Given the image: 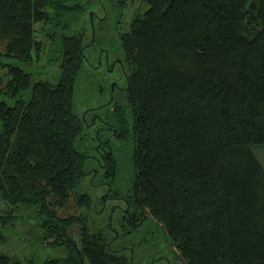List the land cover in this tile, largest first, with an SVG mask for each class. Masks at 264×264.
Here are the masks:
<instances>
[{
    "label": "trees",
    "instance_id": "obj_1",
    "mask_svg": "<svg viewBox=\"0 0 264 264\" xmlns=\"http://www.w3.org/2000/svg\"><path fill=\"white\" fill-rule=\"evenodd\" d=\"M143 3L119 34L128 85L103 121L130 145L124 218L139 228L151 216L181 264H264V167L254 152L264 146V0ZM89 6L0 0V226L33 208L43 243L65 253L41 264H133L90 231L85 213V161L102 128L97 116L85 124L75 94L96 40L68 30ZM49 42L60 57L56 84L29 69ZM103 157L113 177L117 161ZM71 202L80 214L62 217ZM5 238L0 230V246ZM0 264L23 263L0 251Z\"/></svg>",
    "mask_w": 264,
    "mask_h": 264
},
{
    "label": "rangeland",
    "instance_id": "obj_2",
    "mask_svg": "<svg viewBox=\"0 0 264 264\" xmlns=\"http://www.w3.org/2000/svg\"><path fill=\"white\" fill-rule=\"evenodd\" d=\"M89 1L90 6L80 19L78 24L68 30V34L84 33L85 40L89 42L91 33L96 45L84 50L86 60L82 73L76 84L75 104L79 115L84 116L88 122L97 120L96 127L102 128L101 141L94 143V149L89 150V158L85 161V171L89 174L82 185V191L89 194L93 201L92 209L85 211L88 215V226L92 233L101 232L115 250H121L122 254L133 260V264H181L180 254L172 246L171 239L160 224L151 216L137 227H133L125 220L123 210L126 207L125 190L131 182L129 165L122 159L130 145L122 143L116 136H111L110 129L104 127V120H111L107 112L112 99H120L124 96L123 89L128 85L129 68L122 63L117 65L115 71H107L105 66L97 68L100 60L105 61V51L109 52L111 62L116 58L123 60L124 54L118 40L119 34L128 26L129 22L138 12H145L148 8L143 0H83ZM94 15V24L89 22ZM108 15V16H107ZM107 18V20H106ZM120 22H123L120 26ZM87 34V36H86ZM45 52L40 58H34L29 69L34 73L35 80L49 81L56 84L60 79V57L58 47L49 42ZM86 46V43H85ZM103 49H105L103 51ZM103 59H101V53ZM8 64L14 63L11 59L4 60ZM23 66V65H22ZM107 104V105H106ZM103 105L106 108L95 110ZM96 114V115H94ZM96 127H92L93 131ZM104 142L103 147H99ZM113 153V160L117 161L116 174L111 177L102 169L103 154ZM254 152L264 167V146L254 148ZM110 160V159H109ZM112 160V159H111ZM112 162V161H111ZM100 170L96 176L94 170ZM120 207V208H119ZM71 202L68 208L60 212L62 217L80 214L81 211ZM0 214H3L0 206ZM39 219L33 208H24L17 212V220L6 228L0 226L6 236L0 246V251L17 259L23 264H28L34 259L37 264L43 263L49 258H59L65 255L63 249L47 246L42 241L39 231ZM136 229V230H135ZM78 227H75V232ZM78 237V233H75ZM126 247V249L124 248Z\"/></svg>",
    "mask_w": 264,
    "mask_h": 264
},
{
    "label": "flooded vegetation",
    "instance_id": "obj_3",
    "mask_svg": "<svg viewBox=\"0 0 264 264\" xmlns=\"http://www.w3.org/2000/svg\"><path fill=\"white\" fill-rule=\"evenodd\" d=\"M120 1H122V0H120ZM124 1V0H123ZM122 1V2H123ZM108 16V15H107ZM123 24V22H120V26ZM93 41H94V39H93ZM105 49H103V51H104ZM103 53L104 52H102L101 53V59H103ZM84 57H85V60H86V54H84ZM110 54H109V52H107V51H105V61L103 62L102 60H100V62L98 63V66H97V68H103L104 66H105V68L107 69V71H115L116 70V67H117V65H119V66H122V63H123V60L121 59V58H116V59H114L112 62H111V59H110ZM84 120H85V124H86V113L84 114ZM105 126L106 127H104V128H108V129H111L107 124H105ZM108 147H105V149H106V151H107V153L109 152L108 151V149H107ZM109 154V153H108ZM104 158V157H103ZM103 165V164H102ZM128 212V211H127Z\"/></svg>",
    "mask_w": 264,
    "mask_h": 264
},
{
    "label": "water",
    "instance_id": "obj_4",
    "mask_svg": "<svg viewBox=\"0 0 264 264\" xmlns=\"http://www.w3.org/2000/svg\"><path fill=\"white\" fill-rule=\"evenodd\" d=\"M114 133H116V130L114 131Z\"/></svg>",
    "mask_w": 264,
    "mask_h": 264
}]
</instances>
